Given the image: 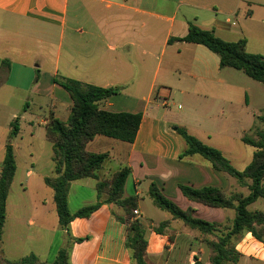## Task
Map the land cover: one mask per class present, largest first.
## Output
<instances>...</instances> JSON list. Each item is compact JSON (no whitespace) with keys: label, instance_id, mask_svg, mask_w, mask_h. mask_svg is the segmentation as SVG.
I'll use <instances>...</instances> for the list:
<instances>
[{"label":"crops","instance_id":"obj_1","mask_svg":"<svg viewBox=\"0 0 264 264\" xmlns=\"http://www.w3.org/2000/svg\"><path fill=\"white\" fill-rule=\"evenodd\" d=\"M190 24L214 31L227 42L246 40L249 53L264 56V0H0V90L6 89L10 97L15 93L46 97L49 109L47 116L25 117L29 125L25 132L21 117H16L13 109L5 105L0 109L2 112L7 108L10 124L9 138L0 139V176L7 145L12 146L16 162L6 202L0 259L14 262L35 255L39 263L51 264L71 240V264H133L126 246V226L115 218L123 210L107 203L105 194L99 199L97 179L71 182L68 208L74 215L100 201L99 209L88 218H74L66 229L60 225L54 191L45 183L46 178L57 176L46 126L51 115L60 119V107L68 113L64 121L60 119L66 122L72 101L62 102L56 97L57 87H61L56 80L73 79L118 89L116 95L100 103V108L114 113H142L133 143L98 135L86 150L109 155L98 172L99 180H109L125 167L131 169L124 198L137 197V218L144 228L142 203L144 197L150 198L152 184L183 210H191L192 214L199 210V219L229 228L236 217L235 210L190 201L180 185L216 187L227 195H247L248 190L219 176L225 173L216 171L207 160H196L199 155L182 158L186 144L176 127L190 134L195 129L208 139L213 134H227L230 114L225 106L240 97V103L249 106L251 99L245 87L234 81V74L229 72L232 68H220L219 57L208 48L169 42L184 38ZM46 66L52 72L51 96L39 90L37 83L41 79L33 84L31 81L34 70L41 75ZM254 82L257 98L264 101V84ZM174 97L182 98L187 108L179 105L182 111L177 115L171 110L161 113L162 107L170 108L169 101ZM206 101L218 106L207 107ZM29 106L27 101L23 116L28 114ZM16 119L19 132L12 136ZM230 182L237 189L230 191ZM43 185L51 189V200L34 198L43 191ZM229 211L234 216L228 217ZM162 212L167 214L164 221L152 222L150 231H145L148 264H170L172 260L177 264L187 256L189 259L197 242L199 254L206 248L211 253L207 238L213 241L214 237L204 236ZM163 222L168 223L167 227L157 233L154 228ZM79 239L82 241H76ZM234 246L240 256L236 264H264V242L252 233L238 235ZM197 263L204 264L201 257H196L194 264Z\"/></svg>","mask_w":264,"mask_h":264},{"label":"trees","instance_id":"obj_2","mask_svg":"<svg viewBox=\"0 0 264 264\" xmlns=\"http://www.w3.org/2000/svg\"><path fill=\"white\" fill-rule=\"evenodd\" d=\"M173 41L203 45L219 57L220 68L241 71L254 81L264 84V56L249 53L246 40L227 42L217 37L214 31L190 24L188 34L184 38L171 39L169 42ZM56 83L68 92L72 101L66 122L51 115L46 126L47 139L53 144L57 176L46 178L45 183L54 191L60 225L66 229L74 218H88L99 209L100 201L95 205L81 208L74 215L68 208L70 183L85 178L97 179L99 199L105 194L107 203L115 204L123 210V214L115 215V218L126 226V246L131 252L133 264H148L146 232L144 225L137 218L138 199L134 196L124 198V187L131 169L125 167L116 172L111 179L99 180L98 172L109 155L94 154L86 150L87 144L98 135L133 143L142 123V113H114L101 109L100 103L116 95L118 89L101 88L73 79L56 80ZM11 132L12 136L18 134V119L12 123ZM176 133L186 144V149L181 154L182 158L193 155L203 157L216 171L236 179L240 186L248 190V194L227 195L216 187L198 189L180 185L183 195L190 201L211 208L235 210L236 217L225 235H219L222 232L220 225L194 217L191 210H183L165 197L155 184L149 188V197L157 208L169 213L174 219L182 221L190 229L204 236L216 239L209 242L214 251L210 259L211 264H236L240 256L235 250L233 238L243 232H250L264 242V212H252L249 209L259 199H264V131H258L256 138L245 136L242 139L244 144L256 149L252 161L244 170L236 169L220 150L204 144L185 128L176 127ZM15 173L13 148L7 145L0 176V249L6 221V202ZM167 225V222H163L154 230L162 233V229ZM76 241L80 242L82 239ZM70 245L71 240L60 249L51 264H71ZM0 264L44 263H39L35 255H29L14 262L0 259Z\"/></svg>","mask_w":264,"mask_h":264},{"label":"rangeland","instance_id":"obj_3","mask_svg":"<svg viewBox=\"0 0 264 264\" xmlns=\"http://www.w3.org/2000/svg\"><path fill=\"white\" fill-rule=\"evenodd\" d=\"M229 72H232L234 74V81H237L238 85L244 86L246 89V93H248V96L250 97V104L247 106L245 103H240L241 97L239 98V101L233 100L234 104L225 106V110L230 114L229 115V133L223 134V135H217L213 134L211 135L210 139L207 138V135L199 132L197 130H193L191 132V135L197 137V139H200L204 144L219 149L223 155L232 163V165L238 169V170H244L247 165L252 161L253 155L255 153V148L246 145L243 143L242 139L245 136L255 138L257 136L258 131H264V101H260L257 98V88L256 83L249 79L246 75H244L242 72L235 71L233 69H229ZM51 70H49V66H46L42 69L41 75L39 72L34 70V78L32 81V84L35 83L36 79L39 78V82L37 83V86L39 90L43 91L45 95L51 96L54 94L52 92V84H51ZM38 76V77H37ZM15 80H12V83ZM55 95L58 99H60L62 102H69V94L68 92L63 89L62 87H57V91L55 92ZM29 101L30 106L27 110V115L23 116L24 114V105L25 103ZM171 104L170 108L162 107L160 109V112L163 113L165 111H172L173 115H177L180 111L179 105L181 108L186 109L187 103L184 102L182 98L174 97L173 100L171 99L169 101ZM206 106H218V103L214 105V103H211V101H206ZM65 104V103H62ZM7 106L13 109L17 113L16 117H21L20 125L21 128L26 130V128L29 126L26 122L27 120H24L26 118H33L35 116H47L49 113V109L47 108L46 104V97H34L31 98L27 94H21V93H15L14 96H9V92L6 89L0 90V109L2 106ZM224 106V105H223ZM27 109V108H26ZM0 112V139H8L9 138V126L8 123V117L6 116L7 108H2ZM58 116L61 120H65L68 113L65 112V110L60 107L58 109ZM220 115V112L219 114ZM22 117H24L22 119ZM196 160H202L204 162L205 159L202 157L196 156ZM206 162V161H205ZM219 176H223L225 178H229V180L233 181L234 183H237V180H235L230 175L221 174L218 173ZM20 176V173L18 174V177ZM237 189L236 185H232L230 182V191L232 189ZM15 189H18L16 186ZM241 191L242 189L239 188ZM227 190V192H230ZM244 192H247L246 189L242 190ZM47 192V194H46ZM231 193V192H230ZM52 191L50 188H48L46 185H43V191L40 192L37 195H34V198H45L51 200L52 197ZM14 199V198H13ZM11 199V204L12 201ZM144 201L142 203V211L145 216V231L148 233L150 231V226L152 222L159 223L164 221L166 213L162 212L158 208L155 207L152 200L148 197L143 198ZM176 203V202H175ZM179 206V204L177 203ZM195 206L198 204L194 203ZM250 210H259L264 211V199H259L256 203H254L249 208ZM12 210V208L10 209ZM193 214L198 217H200L199 210H194ZM232 214V215H231ZM234 216V213L232 211L228 212V217ZM233 218V217H232ZM179 224H182L180 221H178ZM231 223L229 227H231ZM228 227H221L220 230L222 231L219 235H225L227 233ZM210 238V237H209ZM236 237L233 238V243L235 241ZM208 243L211 242L210 239H208ZM216 240V239H213ZM209 247L211 249V253L209 249H205V253L199 254V243L197 242V245L192 248V251L190 253V257L188 259V256L182 260L180 263L177 264H194L196 257H201L203 263H211L210 259L214 255L213 248L211 247L209 243ZM168 255V253H166ZM176 253L173 255L175 256ZM211 255V256H210ZM210 256V257H209ZM180 257V256H179ZM173 261V260H172ZM170 264H175V263ZM200 264V263H197Z\"/></svg>","mask_w":264,"mask_h":264}]
</instances>
